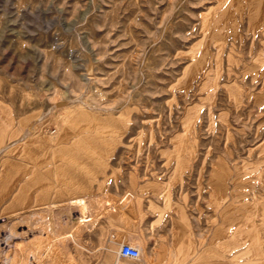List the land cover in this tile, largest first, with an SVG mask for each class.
I'll return each instance as SVG.
<instances>
[{
  "label": "rangeland",
  "instance_id": "1",
  "mask_svg": "<svg viewBox=\"0 0 264 264\" xmlns=\"http://www.w3.org/2000/svg\"><path fill=\"white\" fill-rule=\"evenodd\" d=\"M258 205L264 0H0V264H264Z\"/></svg>",
  "mask_w": 264,
  "mask_h": 264
},
{
  "label": "bare ground",
  "instance_id": "2",
  "mask_svg": "<svg viewBox=\"0 0 264 264\" xmlns=\"http://www.w3.org/2000/svg\"><path fill=\"white\" fill-rule=\"evenodd\" d=\"M62 137V136H61ZM174 177L176 178L177 177V173L174 175ZM172 181V180H171ZM173 182V181H172ZM95 202V201H94ZM90 203V201L88 200V201H85L84 199H82V197H78L77 198V201L73 204L74 206H76L78 209H79V211H80V217H76L77 219H74V217L72 216V214L70 213V212H68V221L69 222H67V227L65 228V231H67V232H72V233H77L79 230H81V227H82V225H84V224H86V223H88V222H93L94 221V219H96L95 217H97L100 213H102V211H103V209H104V207L103 206H101V204L100 203H98L97 204V202L96 203ZM15 206H17V205H15ZM14 205H13V208H12V210H6L5 211V214L1 217L2 219H6L7 221L9 220V217L11 216L10 215V213L11 212H14V217H15V219L14 220H21L22 221V214L23 213H21V212H17V211H19L16 207H15ZM103 207V209L101 210L100 208H102ZM92 208H94L95 210H91ZM264 209V207L263 206H261V205H258L257 206V210H258V214L260 215V214H263L261 211ZM52 213V212H51ZM50 213V214H51ZM49 216V215H48ZM99 217V216H98ZM1 219V220H2ZM11 220V219H10ZM54 228V227H53ZM234 228V227H233ZM52 230H54V229H52ZM228 230V229H227ZM226 230V231H227ZM55 231V230H54ZM66 232V233H67ZM55 233V232H54ZM66 235V234H65ZM69 235V234H68ZM51 237H53L52 239H51V248H50V252L54 249V248H57L56 247V243H54L55 242V238H54V235L52 234V236ZM65 237V236H64ZM56 239H57V237H56ZM142 250H140V252H141ZM259 251L260 250H258L257 249V253H256V257H257V259H258V257L260 256V254L261 253H259ZM262 257L261 258H263L264 259V253L262 252ZM141 257V256H140ZM35 258V257H34ZM124 259V258H123ZM34 261H32V263H31V261H29V264L31 263V264H38L39 262L38 261H36L35 259H33ZM127 260H131V259H127ZM133 261V260H132ZM26 264H28V263H26Z\"/></svg>",
  "mask_w": 264,
  "mask_h": 264
},
{
  "label": "built area",
  "instance_id": "3",
  "mask_svg": "<svg viewBox=\"0 0 264 264\" xmlns=\"http://www.w3.org/2000/svg\"><path fill=\"white\" fill-rule=\"evenodd\" d=\"M119 255L121 258H124V259L137 260L140 258L141 252L139 249L129 244H124L120 247Z\"/></svg>",
  "mask_w": 264,
  "mask_h": 264
},
{
  "label": "crops",
  "instance_id": "4",
  "mask_svg": "<svg viewBox=\"0 0 264 264\" xmlns=\"http://www.w3.org/2000/svg\"><path fill=\"white\" fill-rule=\"evenodd\" d=\"M133 199H134V198H133ZM152 202H155L156 204L159 203V201H158L156 198H154V197H152ZM136 207H137V206L135 205L134 208L137 209ZM149 207H150V206H149V202L147 201V203H146V213H147V214L150 213V212H149ZM129 213L131 214L132 211H129ZM152 214H154V213L152 212ZM137 217H138V213H137ZM137 217H136L135 219L132 218V217H130L128 221H126V220H125V221L128 222V223H131L132 221L136 220ZM122 232H123V231H122L121 229H119L118 233H119L120 235H123Z\"/></svg>",
  "mask_w": 264,
  "mask_h": 264
}]
</instances>
